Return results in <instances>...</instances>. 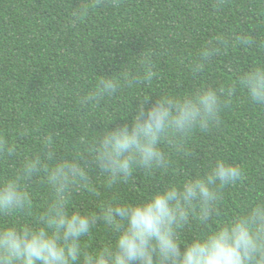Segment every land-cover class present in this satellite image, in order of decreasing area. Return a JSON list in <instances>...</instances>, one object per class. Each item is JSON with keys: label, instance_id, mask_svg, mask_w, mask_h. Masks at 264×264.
I'll use <instances>...</instances> for the list:
<instances>
[{"label": "trees", "instance_id": "16d2710c", "mask_svg": "<svg viewBox=\"0 0 264 264\" xmlns=\"http://www.w3.org/2000/svg\"><path fill=\"white\" fill-rule=\"evenodd\" d=\"M86 3L91 0H0V133L17 149L15 157L0 158V176L10 177L27 160L42 156L46 143L58 159L87 153L105 127L130 125L146 96L152 98L147 109L155 99L228 85L264 67V0H227L221 9L215 0H121L118 8L90 6L85 19L75 21L73 12ZM245 34L256 43L238 45L236 38ZM216 37L227 41L224 51L207 61L202 73H194V62ZM145 54L155 72L151 81L126 87L121 79L114 96L82 102L102 76L143 74ZM220 115L219 128L193 131L187 144L191 155L161 142L170 159L167 170L137 168L128 182L113 188L106 187L105 173L90 171L92 186L73 192L69 212L99 213L108 201L144 202L156 191L206 175L218 159L241 166L246 179L225 189L219 216L206 225L191 219L180 233L181 243L264 203V105L238 87L231 107ZM25 187L34 211L41 213L50 202V186L41 176ZM35 223V216L0 217V225ZM116 238L101 222L82 244L95 252L115 245Z\"/></svg>", "mask_w": 264, "mask_h": 264}, {"label": "clouds", "instance_id": "9594fccd", "mask_svg": "<svg viewBox=\"0 0 264 264\" xmlns=\"http://www.w3.org/2000/svg\"><path fill=\"white\" fill-rule=\"evenodd\" d=\"M120 3L121 0H91V5L82 4L73 12V19L84 20L90 6L118 8ZM226 3L227 0H215L214 6L221 9ZM236 42L242 46L256 43L246 34L238 36ZM226 45L222 37L209 40L192 71L202 73L206 62L221 55ZM141 63L143 74L125 72L120 79L102 76L82 102L98 103L114 96L122 88L121 79L126 87L151 81L155 72L150 56L145 54ZM238 87L246 90L254 103L264 105V67L244 72L238 81L228 85L181 98L155 99L147 109L145 103L152 98L146 96L130 125L124 120L116 127H105L87 153L58 159L52 144L46 143L42 156L27 160L10 177L0 176V217H36L34 225H0V264H264V203L252 205L190 243H181L180 233L191 219L208 224L219 216L218 204L224 199L225 189L246 179L241 166L223 159H218L206 175L186 180L181 186L170 185L135 205L108 201L101 205L99 213L68 210L73 192L92 186V170L98 168L105 173L106 187L113 188L128 182L137 168L167 170L170 159L160 147L161 142L191 155L187 144L193 131L207 133L219 128L220 113L231 107ZM16 154V147L0 133V158ZM41 176L52 196L37 214L25 184ZM101 222L116 234V243L93 252L82 244V238Z\"/></svg>", "mask_w": 264, "mask_h": 264}]
</instances>
